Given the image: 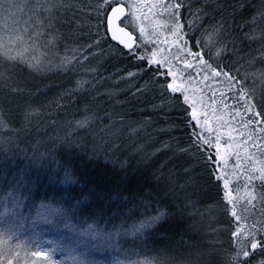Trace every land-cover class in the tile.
Segmentation results:
<instances>
[{"label": "trees", "instance_id": "obj_1", "mask_svg": "<svg viewBox=\"0 0 264 264\" xmlns=\"http://www.w3.org/2000/svg\"><path fill=\"white\" fill-rule=\"evenodd\" d=\"M58 5L52 17L47 11L38 15L39 24L28 25L29 36L0 37V264H49L33 245L32 231L38 233L40 225L61 233L62 240L70 236L73 243L79 237L91 241L86 233L92 228L120 235L136 222L138 231L162 213L149 230L128 232V242H135L125 244L138 264L149 254L140 249L143 237L153 240L154 256L158 250L174 253L179 237L192 240L178 233L185 224L177 212L182 208L178 195L188 192L217 198L234 247L235 222L219 185L209 179L203 153L184 151L195 131L185 106L161 92L144 61L110 40L99 0H60ZM262 14L264 0H184L180 20L194 50L202 36L226 33L228 52L211 61L243 77L242 71L264 69ZM4 26L0 21V33L7 31ZM49 57L54 63L43 65ZM244 78L248 89L259 81ZM258 78L264 82V74ZM262 91L252 92L253 98L264 99ZM231 95L225 99L234 104ZM262 129L255 135L264 146ZM23 169H36L34 191L25 187V198L18 190L33 174L26 172L21 181ZM261 258L257 249L249 260Z\"/></svg>", "mask_w": 264, "mask_h": 264}, {"label": "rangeland", "instance_id": "obj_2", "mask_svg": "<svg viewBox=\"0 0 264 264\" xmlns=\"http://www.w3.org/2000/svg\"><path fill=\"white\" fill-rule=\"evenodd\" d=\"M128 2L139 6L135 9V15L137 17V22L145 28L146 35L155 31L160 34L161 39L167 37L169 42L175 40V37L166 30V26H171L172 21L168 19V12L161 7V5L168 4V0H128ZM59 3L60 0H57V4ZM45 6L50 9L49 13L52 17L51 13L55 9L52 8L50 3H47V0H45ZM21 7H23V2ZM28 7H33V5H29ZM125 9V17H127L128 9L127 7H125ZM169 11L171 10L169 9ZM46 12L47 11H45V13ZM109 14L110 10L107 12V16H109ZM30 15H32V13L25 9L23 16L17 14L14 19L3 20V24H5L4 27L7 31H1L5 33H0V37L7 35L14 38L16 37L15 34L19 36H29L30 32L27 29L30 23L25 24L24 21H27ZM257 19L259 20V18ZM7 22L8 24L6 26ZM11 23H14V29L9 27ZM16 28H19L17 33L15 30ZM127 29L135 34L137 42H139L138 32L133 31L131 27ZM186 38L185 36V39ZM205 41H207L210 46L215 45L211 49L213 52H215L218 47H226L227 50L222 55L219 57L213 56L212 60L216 62L222 59V56L228 52L227 42L229 38H227L224 32H221L220 35L208 33L205 36ZM173 51H175V48H173ZM210 62L213 64V67H216L212 61ZM53 63L54 61L49 57V62H43V65H52ZM36 66L38 67L39 64ZM223 67L224 65H219V68ZM262 70L264 72V69ZM263 72L261 73L260 68L250 73H243L242 71L241 74L243 77L252 76V78H255L257 81L259 79L258 84L249 89L251 93L255 91L256 95L262 94L264 82L258 77L261 76V74L263 75ZM202 85L211 88V91L209 90L206 93L208 97H210L211 93L212 96L217 94L214 98V104L212 102L213 99L209 101L206 99V95L204 97L207 103L211 104L212 108L216 109L215 115L212 114V109H208V127L218 130L222 134L223 140L228 141V144L225 145L222 140V146L220 148L222 154H227V171L229 174L230 187L232 189L233 205H228V208L231 210L234 207V210L240 217L238 222L233 217L235 222L234 231L239 227L243 232L248 230L249 226L254 222L264 221V199H262L264 190L259 187L261 182L257 178L245 183L247 175L251 174L254 177H259L262 170H264V154H262L264 153V146L256 143L257 137L255 135L257 133L262 134L258 129L261 130V127L264 126V120L252 124L256 125V130L252 128V125H241L239 123L240 117H236L234 121L235 128L238 129V131L233 130V125L231 124L227 127H221L220 125L222 122L232 120V117L229 115L230 108L225 107V104L233 105V103L227 102L229 100L228 98L224 100L225 102L223 104L220 101L221 93L225 95L231 94L229 92V86L227 83L223 82V77L215 79L210 78L202 83ZM199 88L201 87L198 86V92ZM253 102L256 104V111H262V109H264V99L256 97L253 98ZM197 109L198 111L202 110V106L197 104ZM241 112L243 114V109H241ZM248 115L250 114H244L245 121H247ZM255 120H259V118H255ZM195 131H199V129H195ZM253 141H255V143H253ZM237 153L239 158L238 168L236 167ZM35 170L23 169L18 171V177L21 181L24 180L23 177L26 172L29 171V174H33L32 177H27V182L21 183L20 189L18 190L20 197L25 198V192L34 191L35 181H33V178L36 173ZM253 185H255V187H253ZM194 195V193L190 192L181 196L178 195L182 208L177 209V212L185 219V224L181 225V230H179L178 233L185 234L186 239L190 240L192 238V240L186 241L179 237L176 242L177 246L172 251L174 253L169 254L168 251L164 250L160 252L158 250L157 256H154L152 246L155 248V245L153 240L149 237H143V241H140V249L141 247L143 249L145 248L149 253L148 256L146 255L147 257H145V259L151 262V264H226L228 254L233 252L232 248L234 247L230 240L231 236H229L226 230V225H223L225 216L221 211L220 204L217 198H213V195H200L198 197ZM164 197L165 199L173 198L168 195ZM15 200L18 201L17 198ZM21 210V208L17 210L19 214L24 212ZM0 213H4L1 204ZM49 213V211L45 213L47 217H49ZM219 223H221V226H219ZM139 225L140 224L134 222L126 231L119 232L120 235H118L117 232L103 234V232L99 231V233L92 228L88 233V237L91 241H89L87 237H79L76 242L71 243L70 236L68 240H62L61 233L55 232L49 225L45 224L42 226L40 225L38 233L32 231L34 237L33 245L35 246L37 254L48 259L49 264H138L131 257V252L125 243L134 244V238H131L128 242L130 235L128 232H131V235H136V233L139 234L140 229H142L140 228L136 231ZM259 226L260 224L256 223V227ZM145 229L149 230V227ZM259 236L258 234L257 239H259ZM124 244L126 247L123 249L122 245ZM113 245L116 246L114 250ZM253 264H258V262Z\"/></svg>", "mask_w": 264, "mask_h": 264}, {"label": "snow or ice", "instance_id": "obj_3", "mask_svg": "<svg viewBox=\"0 0 264 264\" xmlns=\"http://www.w3.org/2000/svg\"><path fill=\"white\" fill-rule=\"evenodd\" d=\"M22 2L23 7H21ZM99 2L105 12L110 10V15L106 16V27L111 32V38L128 48L129 52L135 55L138 60L144 61L145 71L151 72L153 82H159L162 93L178 98L180 103L185 106L186 119H188L194 130L199 129V131H193L191 148L184 149V151L197 149L203 153V158L208 165L209 179L217 182L226 205V211H230V215L238 222L240 217L234 207L231 210L227 208V205H233V200L227 171V154H222L220 151L223 137L218 130L208 127V109H212L213 114L216 110L204 99L206 95L204 88H199V92L197 88L210 78L223 77V82L228 84L229 92L232 93L229 98L235 103L233 105L225 104V107L230 108L229 115L232 120L222 122L221 127H227L231 124L233 130L238 131L234 124L236 117H240L239 123L241 125L251 126L254 122L258 123L264 120V109L262 111L255 110L256 104L253 102V94L246 87V79L240 77L238 72L224 71L223 68H219V65L213 67L210 62L213 56L219 57L222 55L227 50L226 47H218L213 52L211 49L215 45L210 46L202 36L195 41V50H193L189 41L185 39L186 33L183 31V24L180 23V10L184 6V0H176L175 3L170 2L161 5L168 12V19L172 21L171 26H166L167 32L175 37L172 42H169L167 37L161 39L160 34L155 31L146 35L145 28L137 22L135 15V9L139 7L138 5L129 3L128 0H99ZM47 3H50L53 9L62 7V5L57 4V0H47ZM29 5H33V7H28ZM125 7L128 9L127 17H125ZM25 9L32 13L28 20L24 21L25 24L32 21L39 24L38 15L50 11L45 6V0H0V21L14 19L17 14L23 16ZM122 17L124 19H121ZM117 21H120L123 27L115 26ZM128 27L138 32L139 42L133 40L131 32L125 31ZM189 27L191 28V25ZM37 35H40V33H37ZM122 37H127V39ZM173 48H175V51H173ZM135 49H143V52L137 54ZM206 54L207 59H205ZM82 59H87V56H82ZM129 75L135 74L129 73ZM224 100L225 94L221 93L220 101L222 104ZM212 102L215 103L214 98ZM197 104L202 106V110L198 111ZM241 109H243V114ZM244 114H250L247 121L244 119ZM255 118H259V120H255ZM223 143L227 145L228 141L223 140ZM236 167H239L238 153ZM257 178L261 182L259 187L264 189V170H262L259 177H254L251 174L247 175L245 183ZM262 199H264V195H262ZM163 215L162 213L161 216L153 217L142 224L141 227H150L157 220L162 219ZM256 223H259L260 226L256 227ZM258 234L260 235L259 239H257ZM233 237V252L228 254L226 264H251L249 257H255L257 249L264 256V221L254 222L248 230L243 232L237 227L233 232ZM0 255H3L2 250H0ZM143 264H151V262L145 261ZM258 264H264V258H261Z\"/></svg>", "mask_w": 264, "mask_h": 264}, {"label": "water", "instance_id": "obj_4", "mask_svg": "<svg viewBox=\"0 0 264 264\" xmlns=\"http://www.w3.org/2000/svg\"><path fill=\"white\" fill-rule=\"evenodd\" d=\"M109 15H110V14H109ZM122 18H123V17H122ZM122 18H121V19H122ZM115 26H117V27H123V25L120 24V21H117ZM125 31H126V32H130L127 28L125 29ZM131 33H132V32H131ZM108 34H109V38H110V40H111L112 42L116 43L118 46H120V47L123 48L124 50L129 51L128 48H125L122 44H119L118 41L113 40V39L111 38V32H110V30H108ZM132 36H133V40L136 42L135 35H134L133 33H132ZM122 38L127 39V37H122Z\"/></svg>", "mask_w": 264, "mask_h": 264}, {"label": "flooded vegetation", "instance_id": "obj_5", "mask_svg": "<svg viewBox=\"0 0 264 264\" xmlns=\"http://www.w3.org/2000/svg\"><path fill=\"white\" fill-rule=\"evenodd\" d=\"M125 14H126V9H125ZM123 19V18H122ZM121 24V23H120ZM122 25V24H121ZM107 32H108V29H107ZM135 35V34H134ZM135 39H136V36H135ZM136 42H137V39H136Z\"/></svg>", "mask_w": 264, "mask_h": 264}]
</instances>
